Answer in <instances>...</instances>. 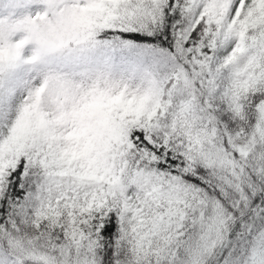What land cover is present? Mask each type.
<instances>
[{"label": "snow or ice", "instance_id": "obj_1", "mask_svg": "<svg viewBox=\"0 0 264 264\" xmlns=\"http://www.w3.org/2000/svg\"><path fill=\"white\" fill-rule=\"evenodd\" d=\"M0 264H264V0H0Z\"/></svg>", "mask_w": 264, "mask_h": 264}]
</instances>
